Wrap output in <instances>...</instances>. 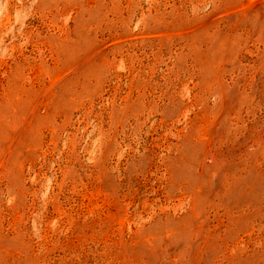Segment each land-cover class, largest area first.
Segmentation results:
<instances>
[{
	"label": "rangeland",
	"instance_id": "rangeland-1",
	"mask_svg": "<svg viewBox=\"0 0 264 264\" xmlns=\"http://www.w3.org/2000/svg\"><path fill=\"white\" fill-rule=\"evenodd\" d=\"M0 264H264V0H0Z\"/></svg>",
	"mask_w": 264,
	"mask_h": 264
}]
</instances>
